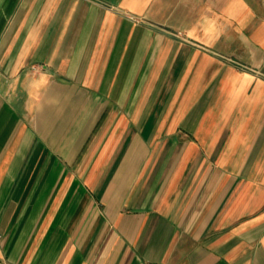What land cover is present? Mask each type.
Listing matches in <instances>:
<instances>
[{"label":"crops","instance_id":"1","mask_svg":"<svg viewBox=\"0 0 264 264\" xmlns=\"http://www.w3.org/2000/svg\"><path fill=\"white\" fill-rule=\"evenodd\" d=\"M0 264H264V0H0Z\"/></svg>","mask_w":264,"mask_h":264}]
</instances>
